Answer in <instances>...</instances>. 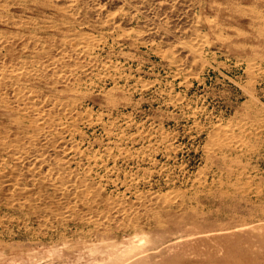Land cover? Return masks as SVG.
<instances>
[{
    "label": "rangeland",
    "instance_id": "rangeland-1",
    "mask_svg": "<svg viewBox=\"0 0 264 264\" xmlns=\"http://www.w3.org/2000/svg\"><path fill=\"white\" fill-rule=\"evenodd\" d=\"M250 15L238 0H0V264H264Z\"/></svg>",
    "mask_w": 264,
    "mask_h": 264
},
{
    "label": "bare ground",
    "instance_id": "bare-ground-1",
    "mask_svg": "<svg viewBox=\"0 0 264 264\" xmlns=\"http://www.w3.org/2000/svg\"><path fill=\"white\" fill-rule=\"evenodd\" d=\"M72 2V1H71ZM144 3V2H143ZM238 3L243 5H246L247 8L251 11V18L246 21V27L250 28L254 33H256V36H252L250 39L253 41H260V38L258 36H261L262 33H264V0H238ZM87 4V3H86ZM136 4V3H135ZM138 6V5H137ZM75 7V6H74ZM100 7V6H99ZM240 8V6H239ZM9 10V9H8ZM146 10V9H145ZM221 10V9H220ZM237 10V9H236ZM241 10V9H240ZM110 11V10H109ZM127 11V10H126ZM72 12V11H71ZM162 12V11H161ZM232 12V11H231ZM247 12V11H246ZM108 13V12H107ZM113 13V12H112ZM233 14V13H232ZM117 15V14H115ZM103 17V16H102ZM245 17V16H244ZM109 18V17H108ZM111 18V17H110ZM117 19V18H116ZM168 19V18H167ZM104 20V19H103ZM118 21V20H117ZM167 21V20H166ZM85 22V21H84ZM83 23V22H82ZM103 23V22H102ZM107 24V23H106ZM102 25V24H101ZM123 26V25H122ZM152 26V25H151ZM150 26V27H151ZM154 26V25H153ZM119 28V27H118ZM154 29V28H153ZM146 31V30H145ZM127 32V31H124ZM250 32V31H249ZM128 33V32H127ZM76 34V33H75ZM163 35V34H162ZM182 35V34H181ZM241 35V34H240ZM2 36V35H1ZM197 36V35H196ZM203 36V35H202ZM80 37V36H79ZM248 37V36H247ZM262 37V36H261ZM147 38V37H146ZM197 38V37H196ZM193 39V38H192ZM89 40V39H88ZM191 40V39H190ZM207 40V39H206ZM84 41V39H83ZM95 41V40H94ZM153 41V40H152ZM81 42V41H80ZM197 42V41H196ZM206 42V41H205ZM87 43V42H86ZM90 43V42H89ZM99 43V41H98ZM67 44V43H66ZM97 44V42H96ZM26 46V45H25ZM174 46V45H173ZM74 47V46H73ZM26 48V47H25ZM61 49V48H60ZM77 51V50H76ZM79 51V50H78ZM81 52V51H80ZM67 53V52H66ZM53 54V53H52ZM66 55V54H65ZM72 57V56H71ZM70 57V58H71ZM56 59V56H55ZM77 60V59H76ZM1 61V60H0ZM25 62V61H24ZM76 62V61H75ZM33 63V62H32ZM31 63V64H32ZM52 63V62H51ZM53 64V63H52ZM71 64V63H70ZM26 65V64H25ZM14 65H12L11 68H13ZM22 66V65H21ZM44 66V65H43ZM66 66V65H65ZM25 68V67H24ZM29 69V68H28ZM36 69V68H35ZM40 69V68H39ZM19 70V68H18ZM17 70V71H18ZM57 70V69H56ZM55 70V71H56ZM61 70V69H60ZM71 70V69H70ZM9 72V71H8ZM67 76V75H66ZM21 77V76H20ZM152 82V81H151ZM26 85V84H25ZM6 88V87H5ZM26 89V88H25ZM29 91V90H28ZM35 94V93H34ZM24 95V94H23ZM35 98V97H34ZM46 99V98H45ZM56 99V98H55ZM4 101V100H3ZM44 102V101H43ZM42 102V103H43ZM36 103V102H35ZM17 104V103H16ZM11 105V104H10ZM30 106V105H29ZM34 107V106H33ZM37 108V107H36ZM41 108V107H40ZM45 108V107H44ZM33 109V108H32ZM37 110V109H36ZM39 110V109H38ZM38 112V111H37ZM49 112V111H48ZM44 113V112H43ZM42 114V113H41ZM32 116V115H31ZM37 116V115H36ZM40 116V115H39ZM49 117V116H48ZM43 118V117H42ZM42 122V121H41ZM57 122V121H56ZM36 123V122H35ZM45 124V123H44ZM40 125V122H39ZM37 126V125H36ZM229 126V125H228ZM43 128V127H42ZM243 129V128H242ZM33 132V131H32ZM29 134V133H28ZM32 136V135H31ZM7 137V136H6ZM30 137V136H29ZM238 137V136H237ZM5 138V137H4ZM4 140V139H3ZM21 142V141H20ZM3 143V142H2ZM244 143V142H243ZM30 144V143H29ZM35 145V144H34ZM31 147V146H30ZM254 148V147H253ZM256 150V149H255ZM20 151V150H19ZM24 153V151H23ZM250 153V152H249ZM8 154V153H7ZM19 154V153H18ZM255 154V153H254ZM32 155V154H31ZM51 155V154H50ZM251 156V155H250ZM31 157V156H30ZM21 158V157H20ZM246 158V157H245ZM249 158V156H248ZM18 160V159H17ZM22 160V159H21ZM20 161V160H19ZM42 164V163H41ZM30 165V164H29ZM28 165V166H29ZM3 167V166H2ZM38 167V166H37ZM49 167V166H48ZM55 167V166H54ZM36 168V167H35ZM48 169V168H47ZM50 170V169H49ZM48 170V171H49ZM66 170V169H65ZM45 171V170H44ZM52 171V170H51ZM43 172V171H42ZM44 173V172H43ZM12 174V173H11ZM20 175V174H19ZM46 175V174H45ZM70 175V174H68ZM65 176V175H64ZM10 177V176H9ZM43 177V176H42ZM72 177V176H71ZM55 178V177H54ZM15 181L16 178H14ZM34 180V179H33ZM58 180V179H57ZM30 181V180H29ZM35 181V180H34ZM55 182V181H54ZM63 182V181H62ZM14 184V183H13ZM3 185V184H2ZM8 185V184H7ZM6 185V186H7ZM18 185V184H17ZM24 185V184H23ZM27 185V184H26ZM32 185V183H31ZM68 185V184H67ZM5 186V187H6ZM25 186V185H24ZM17 187V186H16ZM21 188V187H20ZM47 188V187H46ZM49 188V187H48ZM59 190V189H58ZM48 191V190H47ZM15 195V194H14ZM5 196V195H4ZM13 198V197H12ZM76 200V199H75ZM20 204V203H19ZM182 206V205H181ZM51 212V210H50ZM65 213V212H64ZM69 217V216H68ZM95 218V217H94ZM63 219V218H62ZM91 219V218H90ZM107 225V224H106Z\"/></svg>",
    "mask_w": 264,
    "mask_h": 264
}]
</instances>
